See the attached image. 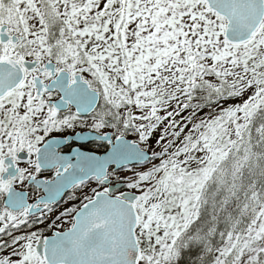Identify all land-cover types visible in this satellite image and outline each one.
Segmentation results:
<instances>
[{
    "label": "snow or ice",
    "instance_id": "6c2138e0",
    "mask_svg": "<svg viewBox=\"0 0 264 264\" xmlns=\"http://www.w3.org/2000/svg\"><path fill=\"white\" fill-rule=\"evenodd\" d=\"M0 264H264V0H0Z\"/></svg>",
    "mask_w": 264,
    "mask_h": 264
}]
</instances>
